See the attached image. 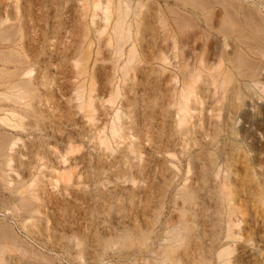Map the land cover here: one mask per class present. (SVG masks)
<instances>
[{
  "label": "bare ground",
  "instance_id": "1",
  "mask_svg": "<svg viewBox=\"0 0 264 264\" xmlns=\"http://www.w3.org/2000/svg\"><path fill=\"white\" fill-rule=\"evenodd\" d=\"M76 1L79 15L74 27L79 34H74L76 38L73 44L66 45L62 51L63 59L68 58L73 62L71 75L67 79H72L69 81L72 86L69 102L75 101L76 110L73 109L75 111H72V115L59 116L61 120L55 122V116L52 117L48 111H42L45 108L40 109L32 103V99L38 98L35 95L37 84L51 83L48 76L38 77L35 67L40 62V54L48 47L45 44L49 43L45 42L44 33L40 37L41 41L44 39L41 46L42 42H36L39 40L35 41L36 37L31 35V32L35 34L36 26L33 22L36 23L40 13H35L33 0H0V100L5 97L13 104L21 103L25 107L22 111L27 114L26 117L30 116L34 120L30 130L33 126L38 127V123L45 118L56 123L47 133L56 140L66 142L63 147L57 148L50 145L48 138L38 136L28 146L32 152V164L20 159L15 166L16 157H24L20 151L15 152L22 141L17 131L21 128V131L25 130L23 124H18V120L21 122L23 117L14 108L15 105L0 104V189L9 193L6 198L4 196L5 201L0 208L3 207L5 214L19 217L24 229L35 235L40 229L38 222L42 224L45 221L48 224L49 219L55 217L56 203L59 202L50 189H59L60 179L69 182L73 178L72 174L75 173L70 170L78 166L80 162L77 159L82 155L78 154L77 158V154H73L76 153L73 141L81 138L83 131L68 130L67 127L76 123L71 120V116L81 111L87 114L89 121H97L93 113L99 112L101 106L109 118L106 123L100 122V125H95V121L91 123V144L101 147L102 151H113V142L118 145L127 136L129 153L133 154L135 162L124 161V169L112 170L109 178L110 165H107V169V163L104 162L105 167L99 166L98 169L106 168L100 172L107 177L104 179L106 182L117 180L123 183L118 188L124 191L122 196L129 197L130 204L137 195L139 197V200L136 198L135 209L133 204V209L126 210L127 213L122 209V226L116 222L119 225L117 227L115 222L110 221V228L113 229L109 232L108 240L114 256L134 258V254H138L140 264H264V234L258 236L257 220L250 215V211L256 209L252 208L255 201L264 210V46L254 44L253 41H237L234 36H229L230 30H224L226 28L223 24L224 27L214 29L215 33L212 34L216 43L211 41L212 53H209L217 61L210 62L211 59L207 60L200 54V50L197 51L198 46L190 37L184 40L183 27L189 20H186L188 18L183 13L196 19L206 17L193 11L196 6L192 3L184 2L177 5L170 31L159 35L162 44L157 42L156 51L151 50L152 54L143 52L140 55V32L132 28L133 23L129 19L130 2L118 0L115 9L117 15L114 17V7L110 0ZM59 6L64 7L63 1L58 2ZM195 22L198 25L199 21ZM259 26L263 32L264 25ZM58 36L55 34L48 38L50 44H53V39L55 43L60 42L62 35ZM37 44L39 47H36ZM54 46L50 53L56 52ZM103 48L110 62L102 79L104 82L100 77L105 72L98 76V68H94L98 60H104ZM142 61L149 64L148 70L156 75V80L147 84V88L144 87L145 78L141 74L143 67L139 66ZM134 84L136 87L143 84L145 97L142 96L140 101L130 93ZM210 98H213V103L209 102L211 105L206 109V115L203 110L206 100ZM154 105L158 106L157 111L152 110ZM140 109V119H133L136 113H140ZM168 118L173 121L172 129L166 126ZM126 123H131L129 128ZM61 125L67 126L66 134V129ZM43 126L37 128L38 132H46V125ZM141 149L144 156L148 152L153 154L156 171L150 169V162H147ZM42 159L45 162L39 167L37 163ZM98 159L100 155L96 161ZM26 164H31L27 174L23 172ZM19 167H22V173L18 172ZM59 169L65 170V174L60 173ZM245 181L249 185L247 189ZM252 182L257 184V193L250 186ZM200 196L203 198L201 201ZM249 196L255 201L252 202ZM108 206L111 207V204L108 203ZM4 223L6 227L9 226L6 221ZM8 229L10 227L5 233H1V230L0 235L8 236L13 230L9 232ZM39 231L43 233L42 229ZM134 245L137 248L129 253L128 250ZM244 249H248L249 253L244 254ZM0 264L4 263L0 260Z\"/></svg>",
  "mask_w": 264,
  "mask_h": 264
},
{
  "label": "rangeland",
  "instance_id": "2",
  "mask_svg": "<svg viewBox=\"0 0 264 264\" xmlns=\"http://www.w3.org/2000/svg\"><path fill=\"white\" fill-rule=\"evenodd\" d=\"M35 1H36V3H35ZM59 1L60 2L63 1V3H64L63 8H61L60 6L58 7ZM101 1H106V0H101ZM110 1L112 2V8L114 7L113 8V14H114L113 16L116 17L115 15H117V10H115V9L117 8L116 6L118 4V0H110ZM127 1H128V3L129 2L131 3V4L129 3V6H130L129 19L132 20V23H133L132 28L134 31L139 30V32H140L138 35L139 36L138 43H139V45L140 44L141 45L139 46L137 44L138 49H139L138 52L140 55H142L143 52L145 54L148 53L150 55L156 51L157 42H159L158 44H162V42L159 41L160 40L159 35L162 36L165 34V32L170 31V28L172 27L171 25L174 24L172 21H173V18H175V12L177 11L178 6H180L184 2L192 3L194 6L197 7V8L195 7L196 10L193 9V11L198 12V15L204 14V16H206L205 18L203 17L204 19L203 18H199V19L197 18L196 19L192 15L190 16L189 14H187L186 12L183 13L185 15V17L188 18L186 20H189V22H187L186 25L183 27L184 40H186L187 37L188 38L190 37V39H192L197 44V46H198L197 51L200 50V54L203 55L204 57H206L207 60L211 59L210 62L217 61V59L213 55H210L212 53L211 52L212 47H210V46L213 45V44H211V41H212V43H214V42L216 43V39L212 34L215 33V30L219 29L220 26H222V27L225 26L224 28H226V29H224V30H226V31L230 30V31H228L231 34L229 36H234V38L237 41L243 40L244 42L249 41L251 43L253 41L254 44H257L259 46H264V44H263L264 43V35H263L264 31L261 32L260 31L261 26H259L261 24L264 25V20H262V19H264V1L263 0H127ZM136 1H138V2H136ZM65 3L67 4L66 6H65ZM138 3H140V4H138ZM33 9L35 10V13L39 12L40 16H39V18H37L38 20H36V23H34L35 21L33 22V24L36 26V28H34V29H36V30H35V34H34V32H31L32 33L31 35L33 38H34V36L36 37L35 41H36V39L39 40L36 42H39V43L42 42L39 46L44 44V42H43L44 39H46V41H45L46 43L49 42L48 44H45V45H48L49 48L47 46L45 47L46 50L40 54V62L37 65H35V67L37 69L36 73H37L38 77L48 76L49 78H51V83L48 85L47 84L43 85V84H39L40 83L39 82L37 84V86H36L37 90L35 92V95H37L38 98H40V99H38L36 97V98L32 99V103L35 104V106H39L40 109L45 108L46 110L42 109V111L44 110V111H46V113L48 111V113L52 117L55 116L53 118L54 121L59 122V120H61V119H58V118H60L59 116L62 117L63 115H66V114L68 116H69V114L72 115V113L76 110L74 107L75 101L72 100L71 102H69L71 100V99H69L70 98L69 96L71 93L70 91L72 89L71 82H69V81H72V79H67L68 76L71 75V70L73 69V62H71L72 60H69L68 58L63 59V56H62L63 52L62 51L67 46H70V44L71 45L73 44V42L76 38V36L74 34H79V32H77L76 27H74V26H76L75 21L77 20L78 15H79L78 14V5H77L76 0H67V1L66 0H33ZM38 9H41V11H39ZM188 13H190V12H188ZM36 15H39V14H36ZM207 19H209V20H207ZM248 19H249V21H248ZM196 20H197V22L199 21L198 25L195 22ZM134 22H136L137 24H134ZM190 22H192V24ZM258 22H259V24H258ZM237 23H238V25H237ZM189 24L192 26H190ZM216 24H218V25H216ZM223 24H224V26H223ZM186 26H187V28H186ZM238 28L242 29V30L240 31V30H238ZM211 29H213V30H211ZM57 31H60L59 34L57 33ZM237 32H239V33H237ZM41 33H44L42 35L45 36L44 39H42V41L40 38ZM55 34L59 35V36L62 35V37H61L62 39L60 38L61 41L60 42L57 41L58 43H55V40L53 39L54 40V42L52 40L53 44H50L51 40L49 41L48 38H50L51 36L53 37ZM259 35H260V37H259ZM250 38H252L253 40ZM148 41H149V43H148ZM261 41H263V42H261ZM36 42H34V43H36ZM61 42H63V43H61ZM68 43H69V45H68ZM154 43H156V45L152 46V45H154ZM38 44L36 47H39ZM167 44H168V42L165 45H167ZM54 45H56V52L54 51L55 53H50V49L55 48ZM200 45H201V47L199 48ZM151 50L152 51L155 50V51L152 52ZM102 51H103L104 55L107 53L104 48ZM209 52H211V53H209ZM57 53H59L60 55H57ZM210 56H212V57H210ZM61 58H62V60H61ZM106 58H107V55L104 56L103 61L98 60L94 65V68H96V69L98 68L97 69L98 70L97 71L98 76H100L103 72H105L100 77V80H102V79L104 80V77L107 73L106 71H108V65L110 62ZM91 66H92V64H91ZM139 66L143 67L141 74L145 78V79H143L144 87L147 88V84H150L154 80H156V75L153 72L148 70L150 67L149 64H144L142 61L139 64ZM103 80H102V82H104ZM143 84L137 85V87H136V84H134L131 86L132 89H130L131 95L137 97V99L139 98V101H140V98L142 96L145 97V95L143 94V91H144ZM129 88L130 87H128L127 89H129ZM146 90H148V89H146ZM206 101H207L205 104L206 107L203 110V113H206V109L208 107H210V105L213 103V98L207 99ZM9 102H10V100H8L5 97H3L2 100H0V104L15 105L14 108H16L17 112L19 114H22L21 116L23 117V119H21V122L18 120V122H19L18 124H20V123H21V125L23 124L22 127L25 128V130H23V131H21L22 128L19 131H17V132H19L18 136H20V138L22 139V141H21L22 143L19 142L20 145H17V149H19V150L16 149L15 152L20 151L24 157H19V158L16 157V159L14 161L15 166H16V161L20 160V159H21V161H23L27 164L28 163L32 164V161H33L32 152L30 150V147H28V146H30L31 143L33 141H35V139L37 140L38 136H39L38 138H40V137L46 138V139L48 138V140L51 142L50 145H54L56 147L58 146L57 148H61L65 145V143H66L65 141L56 140L55 138L50 137L49 134L47 133V131L50 130L51 127H54L56 125V123L50 122V120L45 118L43 121L38 123V124H40L39 126L41 128H44L43 124L46 125L47 128L45 127V130L46 129L47 130L45 133L38 132L37 128H40L39 126L38 127L33 126V128L30 130L31 125L33 124L34 120L30 116L26 117L27 114H25L22 111V110H25V107H23V105H21V103L14 102V104H13L10 102L11 103L10 104ZM56 104L59 105L60 108H59V106L57 107ZM97 104L99 105V102H97ZM207 104H208V106H207ZM48 106H50V107H48ZM67 106H68V108H67ZM152 107H153V109H152L153 111L158 110L157 105H154ZM70 108H72V109H70ZM73 109H75V110H73ZM147 109H149V108H147ZM18 110L21 111L22 113L19 112ZM138 110H139V107H138ZM61 112L62 113L64 112L65 114H62ZM80 113L82 115H85V116L81 117ZM80 113H77L78 115L75 114V116L73 115L74 118H73V116H71V120L74 123L76 122L75 124H73L74 126L72 125L70 127H67L66 125H61L65 129L67 127L68 130L71 128V129L76 130V131L77 130H79L81 132L83 131L81 138L80 137H78V139L76 138L77 141L74 140L73 141L74 145L72 144L74 151H76V153H73V154L74 155L82 154V155H80V157H79V155L75 156L77 158L79 157V159H77L78 160L77 162H80V163H78V166L76 165V166H74V168H72L73 166L70 167V168H72L71 170L69 168V170L72 171V173H75V174H72V176L74 175L73 178H71L69 180L71 185H69L68 181L65 182L66 180L60 179V182L58 183V187L60 186L59 189H53L52 191L50 189V192H54V196L56 195L55 199H57L58 200L57 202H59V203H56L57 206L55 208V212H57V213H54L55 217L53 219H49L50 221L48 224H46L45 221H42V224L44 226H42V224L38 222L40 229H38V232L35 235V233H33V232L29 233L28 231H26V229H24V227L21 224V219L19 217H16V216L14 217L12 214L8 215V213H6L7 214L6 215L4 210H3V207L0 208V227L1 228L3 226L5 227L4 230H2L0 228V231L2 230L1 233H3V232L5 233L6 229L8 227H10L11 230L13 229L12 232H10L11 230L8 229V231L10 232V234L8 236H7V234H6V236H5V234L0 235L1 236L0 237V260L4 264H120V263L121 264H133V262L140 264V257L138 254H134L135 255L134 258H132L133 256H131V257L125 256L126 258L121 257V256H114L113 251H112V247H111L110 242L108 240L110 237L109 232L111 233V230L113 229V228H110V226L112 227L111 222L112 221H113V223L118 222V224H120L122 226V224H121L123 221L122 215L126 212V210L128 211L130 208L133 209V207H134V209H135V207L137 205L135 203L139 197L137 195V197L134 198V202L130 204V202L128 200L129 197L125 198L124 196H122V194H124V191H122L120 188H118V187L123 186L122 185L123 183H121L120 181H117V180H113L114 177L111 179V180H113L112 183L106 182L104 179H106L107 177L105 176V174L100 173L107 168V165L108 166L110 165L109 169H111V170H110V172L108 171V174H109L108 178H109L110 174L113 173L114 169L120 171L122 168L124 169V164L126 162L128 163L129 160L131 163L135 162V159L132 158L133 154L129 153L130 148L127 146V144L129 143V138H127V136H126L125 140L122 141L121 143H119L120 145L119 144L116 145L112 141L113 142V144H112L113 151H110V150H103L102 151L101 147L99 148L96 145L94 146L93 144H91L92 143L91 137H90L91 131H89V130L91 128L90 125L92 126V124H91L92 122L95 121V125H98L100 122L106 123L108 121L109 116H107L105 114L104 109L101 106H99V112L97 111V112L93 113V116L97 117V121L96 120L89 121L87 114H85L81 111H80ZM103 114H105V116ZM1 115H2V112L0 111V116ZM140 115H141V109H140V113L139 114L136 113V117H134L133 119H135V118L140 119ZM206 115H207V113H206ZM84 117H86V118H84ZM103 118H104V120H103ZM84 119H85V122L83 121ZM45 122H47V124ZM86 122H88V123L86 124ZM165 123H166V126L168 129L173 128V126L171 127V125H173V121H171V119L168 118V120H166ZM50 124L52 126L48 127V125H50ZM126 124H127L128 128L131 125V123H126ZM167 124H170V125H167ZM81 125H82V128L80 127ZM77 126H79V127H77ZM124 126H126V125L124 124ZM2 128L7 130V128H5V127H2ZM56 128H57V126H56ZM83 128H84V130H83ZM68 130L66 129L64 131V134H66V132H68ZM56 134H58V133H56ZM57 136H59V135H57ZM87 136H89V137H87ZM133 138L134 137H132L131 139L133 140ZM61 142H63V143H61ZM79 146H81L82 149ZM141 152H143V156H144L145 154H144V151L142 149H141ZM151 154H152L151 152L150 153L148 152V153H146V156H144V157L147 158V160H148V161L146 160L147 162H150V165H151L150 169H152L153 171H156L157 169H155V167L153 166L154 165L153 162L155 161V159H153L154 156H153V154L152 155ZM99 155H100V159H102V160L98 159L99 161H96L97 157ZM26 156H27V158H26ZM94 156H97V157H95V159H94ZM30 157H31V159H30ZM83 158H84V160H82ZM124 161H126V162H124ZM44 162H45V160L42 159L37 164L39 167H41L42 163H44ZM83 162L84 163L87 162V164H84ZM98 162L100 165H98ZM104 162H105V164L107 163L106 168H104L103 170L98 169L99 166H100L99 168H101V166L105 167ZM88 163H90V165ZM94 163L97 165H95ZM108 163H110V164H108ZM116 163H118V164H116ZM27 164L23 166V170L25 169L23 172L25 174L28 173L29 167L31 166V164L30 165H27ZM80 165H81V167H80ZM59 166L60 165L58 164L57 167H59ZM21 168L22 167H19L18 172L20 171L22 173ZM78 168H79V170H78ZM81 168L83 169L82 171H81ZM185 168H186V164H185ZM47 169H49V168H47ZM46 171L47 170H45V172ZM59 171H60V169H59ZM66 171H67V169H66ZM80 172H81V174H80ZM96 172H99V173H96ZM60 173H62L64 175L65 170L61 169ZM68 174L69 173H67L66 176H68ZM93 175H94V177H93ZM14 178H16L15 174H14ZM46 178H48V176ZM98 179H99V181H98ZM61 180H62V182H61ZM76 181H77V183H76ZM63 182H65V183H63ZM96 182H98V183H96ZM246 182L247 181H245L244 184ZM96 184H98V185H96ZM246 184H245V186L247 189V188H249V185L248 184L246 185ZM61 185H63V186H61ZM103 185H104V189H103ZM115 185L119 189L118 190L119 192L117 191V188H115ZM124 185L128 186V183H125ZM250 186L252 187L253 191L255 190L254 193H257V191H256L257 190V184L252 182V183H250ZM64 187H65V189H63ZM67 187H69V188H67ZM107 187H110V188H108L109 190L107 189ZM67 189H68V191H67ZM97 189H98V191H97ZM60 191H61V193H60ZM55 192H56V194H55ZM8 195H9V193L7 191L0 189V205L4 204L3 200ZM115 195L118 197H116ZM4 196H5V198H4ZM202 199L203 198L200 196L199 201H201ZM251 200H252V202L255 201L252 198H251ZM108 203L111 204V207L108 206ZM138 203H139V201H138ZM118 207H120V208H118ZM255 207H256L255 210L253 209L252 211H250V215H252L257 220L256 228H257L258 236H262L264 234V220L262 219L264 217V216H262V214L264 215V210H263V207L261 205H259L256 201L252 203V208H255ZM120 209H121V212L119 213ZM122 209H123L124 213H123ZM98 210H99V212H97ZM252 213H254V215ZM6 216H9V217H6ZM39 217H41V216H39ZM55 218H56V220H55ZM2 220L6 221L9 226L6 227V224L4 223V221L2 222ZM259 220L261 222L262 221L263 222L261 223ZM258 222H260V224H258ZM3 223L5 225H3ZM118 224L116 225L117 227L119 226ZM48 225L51 228H48L49 227ZM45 226H47V227H45ZM207 228H208V226H207ZM41 229H42V232L44 234L46 233L45 235L42 233L43 236L41 234V231H39ZM35 230L37 231V229H35ZM259 232L261 235H259ZM11 234L14 235V237L13 236L11 237ZM77 237H78V239H77ZM55 240H57V241H55ZM15 241H18V243ZM18 246H19V248H18ZM131 248L132 249L128 250L129 253L131 251H134L137 247H136V245H134ZM248 253H249L248 249H246V250L244 249V254H248ZM246 258H249V257L246 256ZM250 261H252L251 258H250Z\"/></svg>",
  "mask_w": 264,
  "mask_h": 264
}]
</instances>
